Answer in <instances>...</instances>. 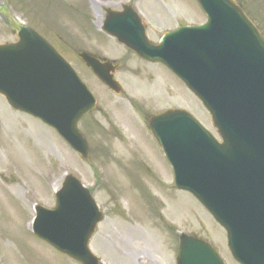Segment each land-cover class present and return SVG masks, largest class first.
<instances>
[{"label": "rangeland", "instance_id": "374dc122", "mask_svg": "<svg viewBox=\"0 0 264 264\" xmlns=\"http://www.w3.org/2000/svg\"><path fill=\"white\" fill-rule=\"evenodd\" d=\"M99 1L107 0H0V43L15 42L22 24L37 31L74 65L104 113L94 112L80 123L89 145L86 161L56 132L12 108L0 94V264H79L28 229L35 206L53 207L68 174L90 188L104 214L90 243L104 264H175L181 234L209 241L227 264H237L225 230L191 193L174 185L171 166L145 124L147 109L155 113L182 106L215 133L211 116L163 66H152L154 81H149L145 67L137 73L134 59L124 60L130 54L123 46L112 40L101 43ZM161 1V27L153 25L159 34L168 26L206 19L196 0ZM238 1L264 30V0ZM71 42L91 51L102 46L104 56L123 60L117 79L124 92L114 96L69 50Z\"/></svg>", "mask_w": 264, "mask_h": 264}, {"label": "water", "instance_id": "95a60500", "mask_svg": "<svg viewBox=\"0 0 264 264\" xmlns=\"http://www.w3.org/2000/svg\"><path fill=\"white\" fill-rule=\"evenodd\" d=\"M198 2L208 22L167 36L159 47L135 35L125 22L108 27L141 56L167 65L211 112L222 142L183 109L153 117L150 126L176 185L191 192L225 228L233 257L240 264H264V37L235 0ZM19 38L0 45V93L13 107L55 129L87 159L78 122L95 108L94 95L38 33L23 26ZM81 57L120 91L110 62L87 53ZM37 210L38 236L81 264H99L89 242L102 213L77 178L65 179L55 208ZM177 263L224 264L208 242L185 234Z\"/></svg>", "mask_w": 264, "mask_h": 264}, {"label": "flooded vegetation", "instance_id": "af4514ba", "mask_svg": "<svg viewBox=\"0 0 264 264\" xmlns=\"http://www.w3.org/2000/svg\"><path fill=\"white\" fill-rule=\"evenodd\" d=\"M118 1V0H116ZM114 0H109L107 1L108 4H114L115 6H103L101 8V12H102V17H101V22L104 23L107 20V10L109 8H111V10L114 11H122L124 10L126 5H130L132 8H134V10L139 14L140 16V20L141 23L144 26V30L146 35L148 36V38L150 39L151 42H153L152 36L149 33L150 30L153 28V25H157L160 22L159 19V10H160V6L158 7V2L156 1H149V0H119L118 2H116ZM106 4V3H105ZM104 33V37L100 38L101 39V43H106V42H111V40L113 42H117V40L114 37H111L109 34ZM154 34V33H153ZM118 43V42H117ZM94 50L97 52H102L104 50V48H102V46H93ZM125 51L130 54L129 58H125L124 60L126 62H128L129 59L133 58L135 65L132 66V68L134 69L135 72L140 73L142 72V70L140 69L141 67L144 69L145 67V71L146 72H150V78L149 81H154L153 75L154 73H152V66L154 65H159L162 66L159 63H152L149 62L141 57H139L133 50L126 48L125 47ZM96 56L100 57L102 60L105 59V57H102V55L100 54H96ZM113 63L117 66L115 74L119 71V68L121 67V64L115 62L113 60ZM114 74V75H115ZM158 77V76H157ZM160 79V78H159ZM111 93L115 94V95H120L121 93L117 94L111 90H109ZM151 115L152 113L146 114V116Z\"/></svg>", "mask_w": 264, "mask_h": 264}]
</instances>
